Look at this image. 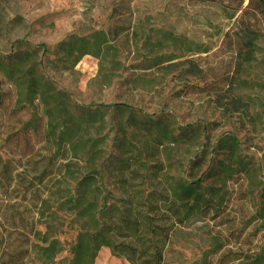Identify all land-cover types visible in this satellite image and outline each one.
Wrapping results in <instances>:
<instances>
[{"label":"rangeland","instance_id":"374dc122","mask_svg":"<svg viewBox=\"0 0 264 264\" xmlns=\"http://www.w3.org/2000/svg\"><path fill=\"white\" fill-rule=\"evenodd\" d=\"M213 10L228 20L220 39L208 33L216 23L200 19ZM236 16L218 3L189 0H0V91L11 89L24 104L32 71L67 93L62 101L110 106L78 124L54 113L55 126L64 116L73 129L69 168L93 174V193L60 212L56 264L71 263L76 237L92 225L80 211L91 203H144L156 173L165 182H198L206 201L177 226L165 264H201L205 252L224 247L242 253L237 264H264V42L259 61L235 83L236 109L217 107L198 88L204 82L185 72L206 46L198 56L215 65L209 56ZM9 61L16 63L11 78L1 72ZM120 104L157 118L163 133L157 124L129 123Z\"/></svg>","mask_w":264,"mask_h":264},{"label":"trees","instance_id":"16d2710c","mask_svg":"<svg viewBox=\"0 0 264 264\" xmlns=\"http://www.w3.org/2000/svg\"><path fill=\"white\" fill-rule=\"evenodd\" d=\"M189 1L214 2L238 12L220 46L209 56L217 59L215 65L202 63L207 58L198 56L209 49L206 46L188 60L185 70L204 82L198 88L212 95L217 107L224 111L236 109L237 102L232 96L235 83L260 58L264 0ZM74 46L70 45L72 50ZM14 65L12 61L5 63L3 75L11 78L8 71ZM27 76L28 86L21 94L24 104L11 89L0 91V264H27L30 259L34 264H56V236L63 233L60 212L68 211V204L70 209L79 208L86 194L93 193V174L75 175L69 168V154L76 148L73 129L64 116L55 126L54 113H68L78 124L103 116L110 106L88 107L62 101L67 93L54 91L32 71ZM44 85L49 91L41 88ZM115 108L131 124L144 122L150 126L158 122L157 118L127 105ZM156 126L162 134V125ZM160 170L158 167L157 171ZM161 177L162 173L154 175L159 182L153 184L144 203L136 206L131 202L95 206L91 203L80 211L79 216H88L92 225L83 226L86 230L76 237L70 264H94L102 246L131 264H165L174 231L200 207L204 198L196 181L180 178L171 183ZM70 184L75 185L72 191L65 187ZM241 258L242 253L224 247L221 252L220 248L205 252L201 264H237Z\"/></svg>","mask_w":264,"mask_h":264},{"label":"bare ground","instance_id":"6f19581e","mask_svg":"<svg viewBox=\"0 0 264 264\" xmlns=\"http://www.w3.org/2000/svg\"><path fill=\"white\" fill-rule=\"evenodd\" d=\"M205 17H202L200 19L203 21L208 20L209 22H211L213 20L216 23L215 28L210 29L208 31V33L210 34V38L211 39H220L224 30H225V26H226V23L228 20L218 10L208 11L206 13Z\"/></svg>","mask_w":264,"mask_h":264},{"label":"crops","instance_id":"0c3cea01","mask_svg":"<svg viewBox=\"0 0 264 264\" xmlns=\"http://www.w3.org/2000/svg\"><path fill=\"white\" fill-rule=\"evenodd\" d=\"M94 264H131L126 258L113 254L107 246H102L95 258Z\"/></svg>","mask_w":264,"mask_h":264},{"label":"water","instance_id":"95a60500","mask_svg":"<svg viewBox=\"0 0 264 264\" xmlns=\"http://www.w3.org/2000/svg\"><path fill=\"white\" fill-rule=\"evenodd\" d=\"M237 14H238V12H237Z\"/></svg>","mask_w":264,"mask_h":264}]
</instances>
